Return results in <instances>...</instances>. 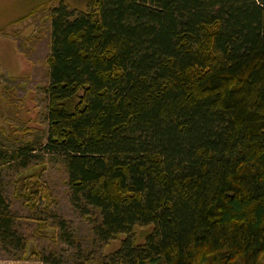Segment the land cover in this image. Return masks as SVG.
<instances>
[{
  "label": "trees",
  "instance_id": "1",
  "mask_svg": "<svg viewBox=\"0 0 264 264\" xmlns=\"http://www.w3.org/2000/svg\"><path fill=\"white\" fill-rule=\"evenodd\" d=\"M59 1L40 150L63 165L94 242L120 241L88 263L264 264V0H88L77 12ZM37 150L0 144V252L64 264L30 249L4 194L9 165L18 194H39ZM28 207L42 236L47 219ZM51 218V239L76 247ZM138 227L152 228L143 243Z\"/></svg>",
  "mask_w": 264,
  "mask_h": 264
},
{
  "label": "rangeland",
  "instance_id": "2",
  "mask_svg": "<svg viewBox=\"0 0 264 264\" xmlns=\"http://www.w3.org/2000/svg\"><path fill=\"white\" fill-rule=\"evenodd\" d=\"M46 2L47 5L36 12L34 6H38V2L34 0H0V144L12 149L30 140L39 148L33 164H46V170L32 180L38 182L40 190L38 195L29 199L32 201L18 194L20 186L17 188L16 166H5L2 172L4 194L21 219L19 230L32 243L31 250L34 247L46 253L54 250L64 264H77L80 256L87 259L84 260L86 264L113 253L119 248L120 241H113L108 246L94 242L91 221L71 204L63 165L40 150L46 142L45 133L48 129V101L44 89L49 85L47 58L51 48V8L58 6L60 1ZM64 3L70 11L77 12L87 9L88 0H64ZM30 11L34 14L27 15ZM23 16L21 21H15ZM12 20L13 23L7 24ZM33 202L39 204L38 215L47 219L49 229L42 236L34 233L38 223L29 219L31 214L28 205ZM45 207L48 211L42 210ZM52 216L66 221L76 247L51 239L58 232L54 224L56 220ZM151 229L138 227L137 240L143 243L145 234ZM0 264L43 263L35 256L29 260L8 259L0 252Z\"/></svg>",
  "mask_w": 264,
  "mask_h": 264
}]
</instances>
